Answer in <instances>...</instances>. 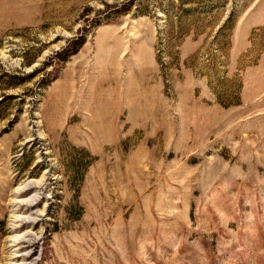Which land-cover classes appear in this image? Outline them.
Instances as JSON below:
<instances>
[{
	"label": "rangeland",
	"instance_id": "obj_1",
	"mask_svg": "<svg viewBox=\"0 0 264 264\" xmlns=\"http://www.w3.org/2000/svg\"><path fill=\"white\" fill-rule=\"evenodd\" d=\"M0 264H264V0H0Z\"/></svg>",
	"mask_w": 264,
	"mask_h": 264
}]
</instances>
